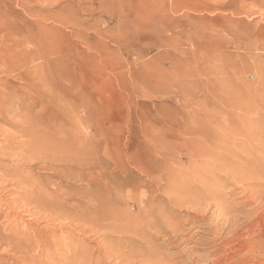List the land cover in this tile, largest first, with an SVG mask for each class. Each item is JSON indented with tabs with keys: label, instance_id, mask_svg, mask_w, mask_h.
Wrapping results in <instances>:
<instances>
[{
	"label": "rangeland",
	"instance_id": "374dc122",
	"mask_svg": "<svg viewBox=\"0 0 264 264\" xmlns=\"http://www.w3.org/2000/svg\"><path fill=\"white\" fill-rule=\"evenodd\" d=\"M263 198L264 0H0V264H264Z\"/></svg>",
	"mask_w": 264,
	"mask_h": 264
},
{
	"label": "bare ground",
	"instance_id": "6f19581e",
	"mask_svg": "<svg viewBox=\"0 0 264 264\" xmlns=\"http://www.w3.org/2000/svg\"><path fill=\"white\" fill-rule=\"evenodd\" d=\"M20 122V121H19ZM199 140V139H198ZM206 142V141H205ZM213 142V141H212ZM219 142V141H218ZM201 143V142H200ZM233 143V142H232ZM202 144V143H201ZM59 145V144H58ZM233 145V144H232ZM6 147V146H5ZM74 148V147H73ZM211 148V147H210ZM59 149V148H58ZM80 149V148H79ZM205 149V148H204ZM7 150V149H6ZM71 150V149H70ZM59 151H61V150H59ZM78 152H79V150H77ZM194 152H195V150H193ZM203 151V150H202ZM69 152V151H68ZM82 152V151H81ZM64 153V152H63ZM80 153V152H79ZM221 155H222V153H221ZM216 156H218V155H216ZM193 157V156H192ZM204 157V156H203ZM198 158V157H197ZM196 158V159H197ZM210 158H211V156H210ZM178 159V158H177ZM200 159V158H199ZM226 159V161H227V157L225 158ZM211 160V159H210ZM214 160V159H213ZM67 161H69V163H73V162H75L74 160H67ZM158 161V160H157ZM218 161V160H217ZM171 162V161H170ZM179 162V161H178ZM223 162V161H222ZM221 162V163H222ZM166 163V162H165ZM219 163V162H218ZM163 164V163H162ZM157 165V164H156ZM177 164H175V166H176ZM179 165V164H178ZM218 166H219V164H217ZM223 165V164H222ZM227 165V164H226ZM174 166V165H173ZM196 166V165H195ZM211 166V165H210ZM179 168H181L180 166H178ZM191 167V166H190ZM202 167H204V166H202ZM223 167V166H222ZM163 168V167H162ZM173 168V167H172ZM219 168V167H218ZM170 169V168H169ZM203 169H205V168H203ZM216 169V168H215ZM226 169V168H225ZM171 170V169H170ZM192 170V169H191ZM194 170V169H193ZM220 170V169H219ZM227 170V169H226ZM229 170H230V168H229ZM167 171V170H166ZM176 171H178V170H176ZM175 170H174V172H176ZM186 171V170H185ZM189 171V170H188ZM206 171V170H205ZM215 171V170H214ZM231 171H234L233 169L231 170ZM165 172V171H164ZM167 173H169V172H167ZM166 173V174H167ZM193 173V172H192ZM206 173V172H205ZM165 174V175H166ZM170 174V173H169ZM172 174H175V173H172ZM171 174V176L173 177V175ZM235 174V173H234ZM207 175H208V173H207ZM160 176V175H159ZM162 176H164L163 174H162ZM168 176V178H169V175H167ZM171 177V178H172ZM177 177V176H176ZM200 177V176H199ZM198 177V178H199ZM208 177V176H207ZM161 178V177H160ZM170 178V180H172ZM205 178H206V176H205ZM163 179V178H162ZM166 179V178H165ZM165 179L163 180V181H165ZM178 179V177L176 178V180ZM189 179V178H188ZM194 179H195V177H194ZM193 179V180H194ZM201 179V178H200ZM151 180V179H150ZM169 180V179H168ZM169 180V181H170ZM179 180H180V177H179ZM191 180V179H190ZM193 180H192V188H194L193 187V185H196L195 183L193 184ZM195 181V180H194ZM23 182V181H22ZM136 182V181H135ZM167 181H165V183H166ZM172 182V181H171ZM180 182H181V180H180ZM179 182V183H180ZM186 182H187V180H186ZM58 183V182H57ZM188 183V182H187ZM202 183V182H201ZM169 183H166L165 185H168ZM182 184V183H181ZM177 185V184H176ZM179 185V184H178ZM188 186L190 185V184H187ZM200 185V184H199ZM137 186V185H136ZM161 186H162V184H161ZM170 186V185H169ZM172 186V185H171ZM185 186V185H184ZM184 186H182L183 188H184ZM188 186H186V190H187V187ZM167 187V186H166ZM172 187H174V185L172 186ZM171 187V188H172ZM177 187V186H176ZM181 187V186H180ZM181 187V188H182ZM203 187V186H202ZM212 187V186H211ZM218 187H219V185H218ZM168 188H170V187H168ZM171 188H170V190H171ZM175 188V187H174ZM178 188H179V186H178ZM189 188V187H188ZM30 189V188H29ZM177 189V188H176ZM200 189V188H199ZM206 189V188H205ZM204 189V190H205ZM220 189H221V187H220ZM22 190V189H21ZM168 190V189H167ZM166 190V191H167ZM178 190V189H177ZM174 191V192H178V191ZM185 190V192L187 193L186 195H191V193H193V191H194V189H192L193 191H191L190 192V190L187 192ZM207 190V189H206ZM211 190H213V189H210V193H211ZM197 191V189L195 190V192ZM200 191V190H199ZM208 191V190H207ZM190 192V193H189ZM221 192V191H220ZM166 193V192H165ZM168 193V192H167ZM166 193V195L168 196V194ZM183 193V192H182ZM200 193H202V192H200ZM207 192L205 191V193L204 194H206ZM22 194V193H21ZM170 194V193H169ZM195 193H193V198H194V195ZM180 195V194H179ZM185 195V194H184ZM198 195H200V194H197V197H198ZM202 195V194H201ZM256 195V194H255ZM171 196V195H170ZM170 196H168V198L170 199V201L171 202H173L174 201V198H170ZM260 196V195H259ZM175 197V196H174ZM200 197V196H199ZM202 197V196H201ZM200 197V198H201ZM205 197V196H204ZM177 198V197H176ZM196 198V197H195ZM200 198L198 199V200H200ZM262 198V197H261ZM203 199V198H202ZM201 199V200H202ZM264 199V198H263ZM176 200H178V198L176 199ZM218 201H220V200H218ZM259 201V200H258ZM175 202V201H174ZM177 202V201H176ZM198 202V201H197ZM257 201H255V203H256ZM262 204V203H261ZM256 205V204H255ZM261 207V206H260ZM260 207H259V209H260ZM39 208V207H38ZM253 208H254V206H253ZM257 208H258V206H257ZM195 209V208H194ZM47 210V209H46ZM253 210V209H252ZM255 210V209H254ZM254 210H253V212H254ZM260 211H261V209H260ZM28 212V211H27ZM258 212V211H257ZM251 213V212H250ZM256 215V214H255ZM261 215V214H260ZM263 215H264V213H263ZM142 216V218H140ZM141 216H131V217H129V216H125V215H122V214H119L118 216H116V218H115V221L117 222L116 223V225H113V227H111V232L113 233V234H117V237H116V240H115V242L116 243H112V244H114V247H117V249L119 248V247H122L123 245H132L134 242H135V240L137 239V238H139V239H144V238H146L147 236H148V231L146 230V228H148V226L150 227V226H152L153 224H154V222H153V219H151L150 218V216H151V213H150V211L147 209V207L144 205L143 206V208H142V210H141ZM264 219V218H263ZM9 220V219H8ZM253 223V222H252ZM27 224V223H26ZM257 224V223H256ZM41 225V224H40ZM253 226V225H252ZM53 227V226H52ZM254 229V228H253ZM44 231H45V229H44ZM6 232V231H5ZM9 232V231H8ZM110 233V232H109ZM38 236V235H37ZM113 236V235H112ZM51 237V236H50ZM109 237V236H108ZM216 237V236H215ZM57 239V238H56ZM179 239V238H178ZM102 240V239H101ZM0 241H5V242H7V243H9L10 245L12 244V246L14 247V248H16V249H20V246H19V244H18V242L14 239V236H10V237H8V238H3V237H0ZM260 241V240H259ZM36 242V241H35ZM44 242V241H43ZM74 242V241H73ZM112 242H114V241H112ZM258 242V241H257ZM259 243V242H258ZM262 243V242H261ZM260 243V244H261ZM72 244V243H71ZM60 245V244H59ZM111 245V244H110ZM167 245V244H166ZM259 244H256V246L255 247H257ZM44 246V245H43ZM65 246V245H64ZM106 246V245H105ZM71 247V246H70ZM111 247V246H110ZM44 249L47 251V248H46V246L44 247ZM115 250L116 252L118 251V252H120L119 250ZM244 249V248H243ZM52 250V249H51ZM82 252V251H81ZM40 253V252H39ZM253 253V252H252ZM47 254V253H46ZM91 255V254H90ZM158 255V254H157ZM65 259V258H64ZM226 260V259H225ZM194 261V260H193ZM237 262V261H236ZM68 263V262H67ZM67 263H63V264H67ZM154 263V262H153ZM45 264V263H44ZM57 264V263H56ZM60 264V263H59ZM164 264V263H163ZM220 264H233V263H231V261L230 262H224L223 260L220 262Z\"/></svg>",
	"mask_w": 264,
	"mask_h": 264
}]
</instances>
